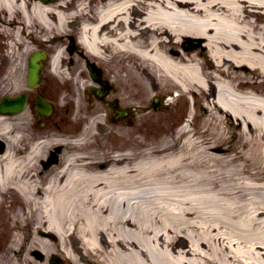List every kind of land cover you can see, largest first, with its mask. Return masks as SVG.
<instances>
[{
    "label": "bare ground",
    "instance_id": "6f19581e",
    "mask_svg": "<svg viewBox=\"0 0 264 264\" xmlns=\"http://www.w3.org/2000/svg\"><path fill=\"white\" fill-rule=\"evenodd\" d=\"M0 47V95L50 83L56 107H73L46 131L30 106L0 113L13 264H264V0H0ZM37 47L46 81L28 90ZM89 64L112 85L103 99L86 90ZM174 90L193 95L182 126L170 103L151 105ZM113 100L128 114L99 127ZM52 147L60 160L37 165ZM31 217L42 259L20 243Z\"/></svg>",
    "mask_w": 264,
    "mask_h": 264
},
{
    "label": "rangeland",
    "instance_id": "374dc122",
    "mask_svg": "<svg viewBox=\"0 0 264 264\" xmlns=\"http://www.w3.org/2000/svg\"><path fill=\"white\" fill-rule=\"evenodd\" d=\"M193 45L196 44V41H193L192 43ZM1 50L2 48L0 47V53H1ZM3 63L1 62V57H0V64ZM40 84L42 83H45L46 81V78L45 76H43V78H41L40 80ZM44 96L46 98H49L50 100H52L50 97L51 96H54V94H56V90L54 88V86L47 84L46 87H44ZM191 97H193V95L189 94L188 97L186 99H181L179 98L177 100V104L175 106H172L170 107V110H169V115L171 116V120L172 122H175L176 124L177 123H180V121H182L183 117H188L187 115H189V112H191V108H192V102H191ZM94 98V96H93ZM29 101L32 103V99L31 97H29ZM187 110L188 111L186 113H184V110ZM66 109H63V108H57L56 105L54 104L53 106V111L50 115V117L48 118H43V120H41L40 122L42 123L43 122V126H39L40 130H43V131H46V130H49L50 129V124L53 122V121H56V123L59 125H61V120L58 116V113L59 115H67L71 112V110H68L69 112L65 111ZM156 110V109H154ZM192 111H193V108H192ZM201 117L204 116V111L202 110H198V112ZM56 114V115H55ZM32 118V122H35V116L31 117ZM235 122V121H234ZM177 127V125H175ZM175 126L173 127V129L175 128ZM233 133H235V138L232 139V135ZM160 135V134H159ZM158 135V136H159ZM227 137V140L228 142H232V143H235L238 139V129H235V131H227L226 132V135ZM109 143L106 141H104L102 143V145L100 146L99 144H94L92 145V147L88 150V148L85 150V152L88 151V153H91V152H96V153H101L103 151V148H105ZM38 165V163H37ZM186 173L188 171H185ZM145 186H143L142 188H144ZM141 189V188H139ZM138 193H140V191H137ZM148 194H152L151 191H147ZM8 196V195H6ZM6 201H10V198L9 197H6L5 198ZM1 209V207H0ZM5 210H8L10 212V214L6 215L5 217H0V264H13L12 261L14 260L13 258H15V255L13 253V250L15 249L12 245V241L15 239V233L13 232L15 228H17V224L15 223L17 221L18 223V220L17 218L15 217L14 213L12 212L13 209L12 208H4ZM2 210V209H1ZM11 218V219H10ZM33 220V217L30 218V222L28 224V227L31 228L32 224H34V221ZM2 221H3V224H2ZM25 221V220H24ZM23 222V218L20 219V223H21V227L24 228V230L27 229V227H24V222ZM19 224V223H18ZM39 233L38 231H35L34 232V238L36 236H38Z\"/></svg>",
    "mask_w": 264,
    "mask_h": 264
},
{
    "label": "water",
    "instance_id": "95a60500",
    "mask_svg": "<svg viewBox=\"0 0 264 264\" xmlns=\"http://www.w3.org/2000/svg\"><path fill=\"white\" fill-rule=\"evenodd\" d=\"M39 58L38 54L33 55L32 59H31V63H30V75H29V79L30 80H34L35 79V71L37 70V68L39 67L38 65L35 64V62L37 61V59ZM3 101L8 102V103H12V101H9L8 99H3ZM40 103V102H39ZM22 105V101H20L17 104H12L9 105L8 109L9 111H15L16 109H19Z\"/></svg>",
    "mask_w": 264,
    "mask_h": 264
}]
</instances>
